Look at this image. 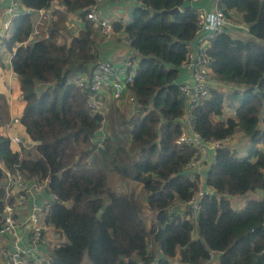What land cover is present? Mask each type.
Returning <instances> with one entry per match:
<instances>
[{
    "label": "trees",
    "instance_id": "16d2710c",
    "mask_svg": "<svg viewBox=\"0 0 264 264\" xmlns=\"http://www.w3.org/2000/svg\"><path fill=\"white\" fill-rule=\"evenodd\" d=\"M18 1L29 12L16 15L11 32L1 38L0 68L1 47H15L11 66L25 101L18 123L36 144L34 150L22 148L26 155L20 158L9 137L0 134V160L11 171L18 165L28 175L48 177V189L58 199L45 222L65 238L52 247L50 264H264V0H217L228 18L240 16L251 39L228 32L214 36L208 48L212 78L241 89L229 94L237 102L233 117L213 120L222 114L225 93L211 88L191 110L190 122L204 140L240 131L250 146L244 156L226 145L216 148L205 172L213 194L200 198L196 223L171 209L174 202H187L197 187L184 170L196 149L175 142L185 109L179 68L197 29L193 0H134L123 27L140 56L128 87L136 110L118 123L90 111L87 92L70 80L91 73L97 58L95 25L85 17L93 0H59L83 22L68 44L57 41L58 22L46 25L45 36L32 33L39 27L33 13L51 8L54 0ZM174 7L175 14L161 13ZM5 108L0 92V126L8 119ZM103 119L110 134L98 146L91 139ZM108 173L129 178L146 192V209L154 212L149 225L137 193L115 190ZM257 191L262 197L248 199L240 209L228 199ZM4 194L0 187V211Z\"/></svg>",
    "mask_w": 264,
    "mask_h": 264
},
{
    "label": "built area",
    "instance_id": "2783aa9c",
    "mask_svg": "<svg viewBox=\"0 0 264 264\" xmlns=\"http://www.w3.org/2000/svg\"><path fill=\"white\" fill-rule=\"evenodd\" d=\"M27 12L29 10L22 8L18 0H9L8 6L4 8V17L0 24V41L11 32L16 15ZM85 17L98 28L102 42L118 38L131 51L136 52L131 48L130 38L124 32V27L115 30L112 18L105 14L104 0H93ZM237 27L247 30V26L243 22L235 23L228 18L217 3L209 11L198 10L196 34L189 42V51L179 68V74L180 71L185 74V77L183 79L179 77L178 81L179 91L185 98V109L181 120L183 130L175 142L179 145L195 147L196 153L188 161L184 170L191 180L197 182V187L191 198L185 203H180V206H185L187 209L185 218H193L194 223H196L200 198L213 194V189L205 181V172L207 171L205 166L213 160L212 155L214 156L216 148L226 145L229 138L204 140L198 132L193 130L190 113L200 100L209 96L211 88H218L220 91L223 90L222 87H225V90L228 87L232 90L241 89L212 78L211 59L208 54V48L214 36L223 32L230 33V30ZM35 30L36 28L33 29V34L36 33ZM193 40L196 41V44L191 46ZM95 55H97L96 52ZM91 67V73H76L72 77V82L87 92L86 107L105 117L106 108L103 98L108 94L112 101L123 99L125 91L133 82L134 61L129 56L122 65H116L107 59L97 57ZM127 99L133 106L132 111H135V98L130 91ZM13 121L18 122V118ZM104 122L103 119L102 125L91 139L98 146L107 137V133L104 131ZM11 142L19 144L20 139L13 137ZM19 154L22 158L20 151ZM0 169L2 173L0 187L5 191L0 211V237L4 240V245L0 247V264H50L49 235L50 229L54 228L45 222V217L50 211V205L58 198L48 189V177L28 175L21 171L18 165H14V170L11 171L3 165L1 160ZM45 192L49 194L48 202H42L40 198L41 194ZM20 210H26L22 217L17 214ZM172 211L179 213V208ZM30 221V226L26 227ZM136 264L143 263L138 261Z\"/></svg>",
    "mask_w": 264,
    "mask_h": 264
},
{
    "label": "crops",
    "instance_id": "0c3cea01",
    "mask_svg": "<svg viewBox=\"0 0 264 264\" xmlns=\"http://www.w3.org/2000/svg\"><path fill=\"white\" fill-rule=\"evenodd\" d=\"M104 3H105V14H107V16L112 18L113 24H115V23L121 24V27L130 22V19H131L130 15H131L132 9L135 5H137V3L134 0H104ZM215 3H217V0H193V1H191L190 4H192L197 10L204 9V10L209 11L212 9V7L214 6ZM8 4H9V0H0V24L3 21L4 8L6 6H8ZM60 13L64 14L62 18L60 17ZM33 15H36V17H37V19L35 18L36 23H37V20L39 23L38 24L39 27L36 28V30H35L36 33H34V35H38V37H41L42 33H44L43 36H45L48 33L47 27H46L47 24L51 23L52 21L59 23L60 29H59V35L57 37V41L60 44H68L71 37L78 32V30L82 27V23H83V22H81L80 16L79 15L77 16L75 12H67L65 10V8L62 6V4L59 2V0L53 1V5L51 6L49 11H47L46 9L42 10V11H35L33 13ZM235 15H238V14L235 13ZM238 22H240V16H239ZM114 28H115V26H114ZM115 30H119V29H115ZM244 31L248 32L247 30L240 29L239 27H237V28H233L229 32L232 36L241 39V36H239V34H241V35L243 34L242 36L248 35V33L245 34ZM94 42H95V52H96L98 58H104V59L111 61L112 63H114L116 65H122L124 63L125 59L127 57L131 56L133 58V61H134V65H135L134 72H135V69H136V67L138 65V61H139V60H136V57H135L137 53L131 51V49L129 47L125 46L120 39L113 38L107 42H102V40L100 38V34L97 32L96 37H94ZM195 44H196V41L193 40L191 42V46H194ZM1 50H2V56H3L2 62L4 64V66L2 65V68H0V75H2L3 72H5L7 74V77H9V79L12 80V82L10 84V88H9L10 95L5 96L6 100L8 101V104H9L8 111L10 112L11 108L12 109H14V107H16V108L17 107H20V108L23 107L24 108V106H23V103L19 97V95H21L20 94L19 79L16 78L13 80L12 77H14L16 74L13 72L12 67H10L11 66V55L13 54L15 47H13V49L11 51H7L5 49V47L2 46ZM179 75H180L181 79H183L185 77V74L183 71H180ZM70 80H72V77L70 78ZM37 86H39L38 83L36 84V88H37ZM6 87H7V85H6ZM222 89H223L222 91H225V87H222ZM128 93H129V90H126L124 97H123L124 100L122 99L121 101H116L115 103L119 106H125V101H126V97L128 96ZM112 102L113 101L111 100V98L108 94L106 95V97L103 98L104 105H106L107 103L111 104ZM127 102H128V99H127ZM128 104L130 107V111H132L133 106L129 102H128ZM114 110H117V106L114 108ZM22 112L17 116H13L12 119L9 118L8 122L1 125L0 126V134L9 137L10 141L13 137H18L21 142L19 144H14L11 142V147L13 150H16L17 152L20 151L25 156L26 153H25V151H22V148H24L25 150H27V149L32 150L35 147L34 145L36 143L34 144L33 142H31V140L26 135V133H25L26 139H23L21 133H17V134H13V135H9V134L7 135V134L3 133V129H7L10 127L12 128V127H14L12 125L19 124L18 123L19 121L14 122L13 120L15 118H18V120H19V117L21 116ZM111 112H112L111 110H108L107 114H110ZM231 117H233V116H231ZM215 118L213 117V120L219 119L218 117H215ZM223 119H225V118H223ZM105 130L106 129L104 127V131ZM22 140L24 142H22ZM249 146H246L247 149H249ZM212 157H213V155H212ZM211 162H212V160L209 161L208 163H211ZM40 198H41L42 202H48L49 194H47L45 192L44 194H41ZM231 205H232V202H231ZM242 207L243 206L239 205L237 207V209H240ZM25 212H26V210H20L17 214L22 217L25 215ZM179 213L184 216L183 218H185V215L187 213V209L185 208L184 205L179 207ZM26 227H29V226L26 225ZM51 234H52V232L50 233V235ZM50 242H51V240H50ZM2 245H4V240L0 237V247ZM213 255H214V253H213ZM215 258H216V260L218 259V253H215ZM86 263L87 262H85V264Z\"/></svg>",
    "mask_w": 264,
    "mask_h": 264
},
{
    "label": "rangeland",
    "instance_id": "374dc122",
    "mask_svg": "<svg viewBox=\"0 0 264 264\" xmlns=\"http://www.w3.org/2000/svg\"><path fill=\"white\" fill-rule=\"evenodd\" d=\"M49 10H50V8L47 9V11H49ZM76 15L78 16L79 14L76 13ZM231 19L235 23H237L239 21V16L233 14ZM93 28H94V37H96V34H97V32L99 33V30L95 26ZM244 33L247 34L246 31H244ZM242 35L239 34V36H241V39H243V40L251 39L250 35H244V36H242ZM33 37L31 39H29V40H32ZM135 57H136V60H140V56L138 54H136ZM2 65L4 66L3 63H2ZM10 67H12V66H10ZM12 78L14 80V79L18 78V76L15 75ZM11 82H12V80L9 79V77H7V74L5 72H3L2 75H0V92L4 95V97L7 96V95H10L9 88H10ZM6 85H7V87H6ZM39 86H37V88H36V92L37 93H39L42 90V87L41 86L39 87ZM232 91H233L232 88H229V87H228L227 90L223 91L225 93V98H224V101H223V110H222V114L218 118H222L223 119V118H227L229 116H234L233 112L235 110V107L237 106V102H232L231 101V98H230L229 94H231L230 92H232ZM20 94L22 95L21 89H20ZM21 95H19V97H20V100L22 101L23 106H24L25 101H24V99H23V97ZM5 101H6V108H5L4 111H5V114L7 116L6 118H8L6 120V122H8L9 118L12 119L13 116L19 115L23 111V107H21V108L20 107H17V108L14 107V109L11 108L10 109L11 113H10L8 111L9 104H8V101L6 100V98H5ZM115 102L116 101H113L111 104L107 103L106 104L107 106L105 105V108H106L105 119H106V121L111 120V122H115L116 121V123H118V121H123L125 118H128L130 116L131 111H130L129 104L127 102V97H126V101H125V106H119ZM116 106H117V111L114 110V108ZM108 110H111L112 112L110 114H107ZM181 120L182 119H180V121ZM12 126H14L15 128L14 127H12V128L10 127V128H7V129H3V133L7 134V135L8 134L9 135H13V134L21 133L23 139H26L25 132L23 130V127L20 124H14ZM116 126L119 127V128L120 127L123 128V127H125V124L124 123L123 124H116ZM257 127L259 129H262L263 128L262 123L259 122ZM107 133H108V135L110 134L109 132H107ZM121 138L124 140L121 143L122 147H125V148L128 149L129 142L126 140V138H124V137H121ZM22 142H24V141L22 140ZM249 145H250V143H249L248 137L244 133H242L240 131L235 132L230 137V139L226 142V146L227 147H229V148H231L233 150H237L238 156H244L246 154V151L248 150L246 146H249ZM135 148L137 149L136 150V152H137L139 150V147L137 146ZM258 148L260 150H262L261 147H258ZM22 156H24V155L22 154ZM251 160H252V158H251ZM209 166H210V163H207L206 166H205L207 170L209 169ZM131 172H133V171H131ZM107 182H108V184L110 186H112L118 192L134 190L137 193V196H138V198H139V200L142 203V206L144 208V211H145L144 218H145L146 224L149 225L153 221L154 212H150L149 210L146 209V195L147 194L141 188L140 185H138L135 181H133V180H131L129 178L128 179H122V178H120L119 176H117V175H115L113 173H108ZM261 197H262L261 191H257V192H253V193H246V194L240 195V196H231L229 198V200H230V202H232V206L234 208H237L239 205L240 206H244L245 202L248 199H257L258 200ZM174 203L175 204L171 207L172 210L173 209H177V208L180 207V203H178V202H174ZM50 232H52V234L49 235V240H51V242L49 241L50 242L49 251L52 250V247L55 245V242L59 243V242L65 241V238L60 235V232H57L55 229L54 230L50 229Z\"/></svg>",
    "mask_w": 264,
    "mask_h": 264
},
{
    "label": "water",
    "instance_id": "95a60500",
    "mask_svg": "<svg viewBox=\"0 0 264 264\" xmlns=\"http://www.w3.org/2000/svg\"><path fill=\"white\" fill-rule=\"evenodd\" d=\"M177 11H179V8L178 7H174L170 10H163L161 13H167V14H175ZM31 224V221L27 224V226H30Z\"/></svg>",
    "mask_w": 264,
    "mask_h": 264
}]
</instances>
